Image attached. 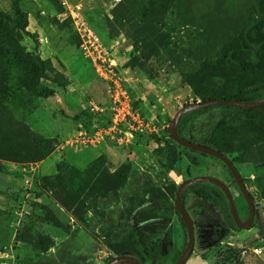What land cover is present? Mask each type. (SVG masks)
Segmentation results:
<instances>
[{"label": "rangeland", "instance_id": "obj_1", "mask_svg": "<svg viewBox=\"0 0 264 264\" xmlns=\"http://www.w3.org/2000/svg\"><path fill=\"white\" fill-rule=\"evenodd\" d=\"M177 2L0 0V264H106L115 256L106 243L121 246L132 231L130 220L144 232L147 244L159 246L145 264L163 259L174 264L188 242L174 196L182 182L199 176L224 182L240 218H248L247 202L224 164L175 147L168 128L179 109L202 102L182 83L174 59L194 74L199 60L257 20L258 12L264 14V0H198V27L184 26L192 23L191 0ZM9 34L16 44L9 42ZM239 62L209 85L240 72ZM33 63L42 69L41 84L54 91L51 97L29 90ZM110 68L157 128L152 136L138 135L126 148L107 143L112 158L101 150L106 145L71 143L77 131H93L109 121ZM168 89L178 94L172 96ZM142 91L148 98L145 105ZM91 104L106 110L92 112ZM221 121L238 131L247 128L242 112L208 109L186 118L182 135L207 144ZM230 156L237 158L254 200L251 228L229 229L223 199L214 206L189 191L185 205L194 221L195 246L186 264H264V249L261 255L253 252L264 237V144L250 141ZM124 165L130 170L121 188L84 197L77 206L60 204L67 194L60 181L74 191L91 179L92 169L114 174ZM74 175L80 179L71 181ZM144 199L152 206L144 219L136 213L130 217L128 212Z\"/></svg>", "mask_w": 264, "mask_h": 264}, {"label": "trees", "instance_id": "obj_2", "mask_svg": "<svg viewBox=\"0 0 264 264\" xmlns=\"http://www.w3.org/2000/svg\"><path fill=\"white\" fill-rule=\"evenodd\" d=\"M177 1L179 0H174V3L177 4ZM198 5V0H191V16L189 18V22L192 21V23H185L184 26L192 25L194 27H198V20L196 18V14L199 9ZM257 15V20H250V22H248L241 28L238 34L220 43L218 47L213 48L214 51L212 53H209V57L203 58V60H199L197 63V65L199 66L198 71L194 74L188 73L184 69V67L181 66V62H179L177 58L174 59L172 57L176 61L175 64L178 67L177 69L181 76L182 83L190 86L194 94L199 96L202 102L214 99H230L252 102L264 98V14L258 12ZM1 18L2 14L0 12V20ZM140 19L143 20V16H141ZM251 30L254 31V35L250 34ZM7 36L11 44L17 43V39L13 34H9ZM196 41H199V39H197ZM204 47L205 46L203 45L202 48ZM241 55H245L246 60L242 61ZM235 60L240 61V72H236L235 74L230 76V78L225 82L219 83V85L211 84V82L209 85L208 81H210L211 78L219 76L220 73L224 69L228 68ZM41 76V67L33 63L30 66L29 72V90L39 97H51L54 94V91L50 88L44 87L41 84ZM134 107L138 109L135 103ZM208 109H225L230 111L235 110L244 113L246 116L247 123L246 130H244V132L238 131V129L234 128L230 122L221 121L214 128L207 144L198 142L191 136L184 137L182 135L181 130L186 122V118H188L192 114ZM109 122L110 119L106 124L104 123L98 125L106 126L107 124H109ZM179 134L188 141L208 146L223 153L236 166L237 158H232L230 156L233 152H242L244 147L248 145L250 141H256L258 143L264 144V106L254 109H240L234 107L217 106L197 110L183 116L179 124ZM140 135V137H145L144 134ZM152 135L153 134H151V136ZM172 143L175 147L179 149L188 150L177 145L173 140ZM129 170V165L122 166L114 174L105 172L98 173L96 172L97 170L92 169V172L95 173L91 175V179H89V181H85V184L83 186L77 185V189L74 191H70V189L68 190V185L63 184V181H60L59 184L61 186L62 191H66L67 193L65 198H60V204H62L64 207L77 206L82 203L84 197L106 195L110 191L119 189L126 184L127 174ZM228 172L230 173L229 170ZM77 178L80 179V175H74L71 181H75ZM64 182L67 181L64 180ZM191 190L194 191L196 197L205 202H209L211 205L214 206L219 203L220 199H223L226 203L225 214L226 218L228 219L227 224L229 225V229L239 230L230 213L227 199L224 193L218 187L207 183L195 184L190 186L185 190L183 194V202L185 208L187 193ZM241 196L243 197L242 194ZM148 208L149 205H146L145 199L140 200V203L137 205V207L135 206L134 208H132L128 212V214L130 217H132L135 213L140 214V219H144L150 209ZM187 212L189 213L188 210ZM177 215L182 221L181 216L178 213ZM169 221L170 220L168 219V222ZM132 223L133 220H130V224L132 225V231L125 236L124 240H122L121 246H115L109 242H107L106 244L109 249L115 254V256L132 255L145 264L147 258L151 257V255L158 250L159 246L157 244L152 243L147 244L145 242L144 232H142V230L139 232L135 225ZM183 226L186 230L184 224ZM165 263L166 260L163 259L161 264Z\"/></svg>", "mask_w": 264, "mask_h": 264}, {"label": "water", "instance_id": "obj_3", "mask_svg": "<svg viewBox=\"0 0 264 264\" xmlns=\"http://www.w3.org/2000/svg\"><path fill=\"white\" fill-rule=\"evenodd\" d=\"M217 106H224V107H234L240 109H254L264 106V98L257 100V101H240V100H230V99H214V100H207L203 102H195L191 104H187L181 109L177 111L173 120L169 125V134L171 140H173L177 145L186 148L191 151L199 152L208 156H212L214 158L219 159L230 171L235 183L237 184L241 194L245 198L247 205L249 207V215L248 218L243 221L240 218L234 197L230 188L222 181L208 177V176H199L185 180L179 186L176 195H175V203H176V211L181 216L182 221L187 230V238L188 242L186 248L180 258L174 264H186L188 259L190 258L194 246H195V228H194V221L191 215L187 212L184 202H183V194L187 188L195 184H202L207 183L218 187L225 195L228 203V207L230 213L233 217V220L236 226L239 229L248 230L251 228L253 223L254 217L256 215L254 200L241 176V173L238 171L236 166L232 163V161L223 153L212 149L208 146L197 144L191 141H188L184 137L179 134V124L183 116L188 113L211 108ZM106 264H144L139 259L132 255H121V256H114Z\"/></svg>", "mask_w": 264, "mask_h": 264}, {"label": "built area", "instance_id": "obj_4", "mask_svg": "<svg viewBox=\"0 0 264 264\" xmlns=\"http://www.w3.org/2000/svg\"><path fill=\"white\" fill-rule=\"evenodd\" d=\"M109 73L110 105L106 109L111 112L110 122L106 126L96 124L93 131L84 129L77 131L71 140L75 147H98L111 142L120 148H126L133 144L137 135H151L157 132L156 124L146 120L140 110L134 107L132 96L123 90L119 81L114 78L116 74L113 68H110ZM106 109L91 104L92 112L102 113ZM245 249L246 247H243V253ZM253 252L261 255L263 249L256 246Z\"/></svg>", "mask_w": 264, "mask_h": 264}, {"label": "crops", "instance_id": "obj_5", "mask_svg": "<svg viewBox=\"0 0 264 264\" xmlns=\"http://www.w3.org/2000/svg\"><path fill=\"white\" fill-rule=\"evenodd\" d=\"M66 1H68L70 4H72V5H77V4H80L83 0H66ZM148 83H153L152 81H150L149 79H148ZM151 87V86H150ZM168 93H170V95H172V96H175V95H177L178 93H175L174 91H172L171 89H168ZM140 99H141V101L144 103V105L147 103V99H146V91L143 93V91L142 92H140ZM163 99V98H162ZM162 99L160 100V99H158V101H162ZM142 103V104H143ZM157 105H159V104H157ZM163 115V113L162 112H159V116H161V117H163L162 116ZM101 150H102V152H105L106 153V155L108 156V158H112V154H111V152H110V150H112L111 148H109L107 145L106 146H104V147H101ZM99 152V151H98ZM264 241V237H263V239H261V241H259V247H261L262 249H264V246L263 245H261L260 243H262ZM261 245V246H260Z\"/></svg>", "mask_w": 264, "mask_h": 264}, {"label": "flooded vegetation", "instance_id": "obj_6", "mask_svg": "<svg viewBox=\"0 0 264 264\" xmlns=\"http://www.w3.org/2000/svg\"><path fill=\"white\" fill-rule=\"evenodd\" d=\"M246 219H244L243 221H245Z\"/></svg>", "mask_w": 264, "mask_h": 264}]
</instances>
